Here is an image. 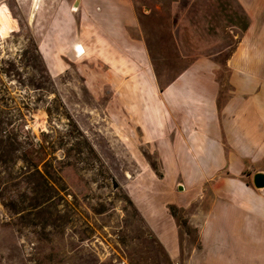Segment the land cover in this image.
Here are the masks:
<instances>
[{
  "label": "rangeland",
  "instance_id": "374dc122",
  "mask_svg": "<svg viewBox=\"0 0 264 264\" xmlns=\"http://www.w3.org/2000/svg\"><path fill=\"white\" fill-rule=\"evenodd\" d=\"M74 1L41 0L33 14L31 0H0V144L7 145L0 151V256L14 264H183L211 204L203 194L262 190L252 183L257 170L201 169L198 151L144 141L138 118L110 123L103 97L89 96L76 63L50 75L40 45L54 50L59 39L61 46L57 23ZM80 1L69 8L77 19ZM82 1L97 10L105 0ZM135 2L160 87L205 46L225 63L235 42L231 17L221 33L220 23L185 0ZM226 75L217 69L221 103ZM240 217L218 214L225 242H242L229 233ZM167 236L180 242L177 263L163 245Z\"/></svg>",
  "mask_w": 264,
  "mask_h": 264
},
{
  "label": "crops",
  "instance_id": "0c3cea01",
  "mask_svg": "<svg viewBox=\"0 0 264 264\" xmlns=\"http://www.w3.org/2000/svg\"><path fill=\"white\" fill-rule=\"evenodd\" d=\"M184 6H200L212 23H220L221 33L231 17L229 31L235 42L224 64L202 50L206 46L201 48V57L163 87L155 77L150 41L140 27L135 0H105L97 10L94 3L86 6L81 0L79 19L65 7L64 19L57 23L61 46L57 39L55 49L49 50L41 41L40 53L55 77L64 74L68 62L76 63L89 96L95 102L103 97L109 122L114 117L138 118L144 141H159L167 150L183 144L198 151L201 169L226 167L231 174L241 166L264 170V0H185ZM209 32L205 36L212 38ZM74 46L84 53L77 55ZM219 68L227 72L222 103ZM226 179L234 181L233 176ZM203 195L211 204L183 264H264V189ZM220 211L241 216L239 228L233 226L229 233L231 240L242 242H225V232L216 223ZM163 245L177 263L180 242L167 236ZM0 264L14 263H4L0 256Z\"/></svg>",
  "mask_w": 264,
  "mask_h": 264
},
{
  "label": "water",
  "instance_id": "95a60500",
  "mask_svg": "<svg viewBox=\"0 0 264 264\" xmlns=\"http://www.w3.org/2000/svg\"><path fill=\"white\" fill-rule=\"evenodd\" d=\"M77 2H78V0H75L72 7L77 5ZM252 183H253L255 188L264 189V170H258V171L253 173Z\"/></svg>",
  "mask_w": 264,
  "mask_h": 264
},
{
  "label": "bare ground",
  "instance_id": "6f19581e",
  "mask_svg": "<svg viewBox=\"0 0 264 264\" xmlns=\"http://www.w3.org/2000/svg\"><path fill=\"white\" fill-rule=\"evenodd\" d=\"M41 0H31L32 3V13H36V9H38L39 7L37 6V4L40 2ZM75 47V46H74ZM82 57V56H81Z\"/></svg>",
  "mask_w": 264,
  "mask_h": 264
},
{
  "label": "built area",
  "instance_id": "2783aa9c",
  "mask_svg": "<svg viewBox=\"0 0 264 264\" xmlns=\"http://www.w3.org/2000/svg\"><path fill=\"white\" fill-rule=\"evenodd\" d=\"M75 51H76L77 55H79V56L84 53V49L80 46L75 47Z\"/></svg>",
  "mask_w": 264,
  "mask_h": 264
},
{
  "label": "trees",
  "instance_id": "16d2710c",
  "mask_svg": "<svg viewBox=\"0 0 264 264\" xmlns=\"http://www.w3.org/2000/svg\"><path fill=\"white\" fill-rule=\"evenodd\" d=\"M71 6H72V4H71L70 7H69L70 9H71ZM71 10H72V9H71ZM6 146H7V145H6ZM6 146L0 144V151H1V152H4V151H5L4 149L6 148ZM2 155H4V154H2ZM6 158H9V156L6 157Z\"/></svg>",
  "mask_w": 264,
  "mask_h": 264
}]
</instances>
